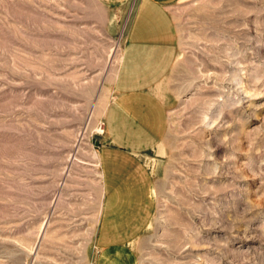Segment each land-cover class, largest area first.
Instances as JSON below:
<instances>
[{"label":"rangeland","instance_id":"1","mask_svg":"<svg viewBox=\"0 0 264 264\" xmlns=\"http://www.w3.org/2000/svg\"><path fill=\"white\" fill-rule=\"evenodd\" d=\"M0 0V264H94L99 151L138 0ZM139 264H264V0H179Z\"/></svg>","mask_w":264,"mask_h":264},{"label":"crops","instance_id":"2","mask_svg":"<svg viewBox=\"0 0 264 264\" xmlns=\"http://www.w3.org/2000/svg\"><path fill=\"white\" fill-rule=\"evenodd\" d=\"M178 1L138 0L129 26L99 151L103 198L94 264H139L135 243L156 213L148 155L168 133V109L158 88L178 57L172 15Z\"/></svg>","mask_w":264,"mask_h":264}]
</instances>
